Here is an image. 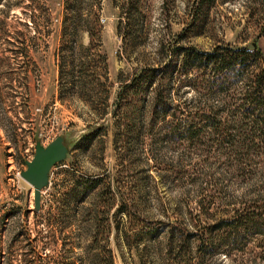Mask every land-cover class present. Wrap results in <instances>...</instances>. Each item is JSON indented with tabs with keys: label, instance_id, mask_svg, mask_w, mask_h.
I'll use <instances>...</instances> for the list:
<instances>
[{
	"label": "rangeland",
	"instance_id": "1",
	"mask_svg": "<svg viewBox=\"0 0 264 264\" xmlns=\"http://www.w3.org/2000/svg\"><path fill=\"white\" fill-rule=\"evenodd\" d=\"M201 3L0 0V264H185L178 243L167 245L170 224L217 244L222 230L209 227L262 193L264 141L222 142L199 116L211 108L228 116L234 87L211 93L175 79L179 116L199 122L193 137L169 132L152 89L123 90L176 46L257 42L264 53V0ZM97 26L91 44L87 29ZM58 135L69 151L52 166L37 210L21 172L36 142ZM145 222L164 225L161 235L143 234ZM192 239L189 264H264L259 234L231 252L220 244L200 263Z\"/></svg>",
	"mask_w": 264,
	"mask_h": 264
},
{
	"label": "trees",
	"instance_id": "2",
	"mask_svg": "<svg viewBox=\"0 0 264 264\" xmlns=\"http://www.w3.org/2000/svg\"><path fill=\"white\" fill-rule=\"evenodd\" d=\"M87 30L90 43L94 44L98 41L100 27ZM253 44V48L227 44L217 45L209 50L195 45L176 46L165 61L156 66L136 70L131 82L125 84L123 90L129 87H134L138 92L152 89L156 112L164 117L165 124L169 125V132L175 136L193 137L199 130L197 128L199 122L193 117L184 119L179 116L183 108L171 97V88L175 79L181 85L204 87L211 93L228 92L234 87L235 106L226 108L227 112H230L228 116L219 115L218 111L211 108L199 114L200 119L208 122L219 132L222 142L235 143L237 140L250 139L254 142L253 145L257 146V143L264 141V53L257 42ZM223 110L225 111V108ZM168 115L172 116V120L167 119ZM257 138L258 141H255ZM87 180L88 190L94 189L100 178ZM123 209L121 206L118 210L123 211ZM163 226L145 222L143 234L157 237L161 235ZM218 227L222 232L217 244H213L205 237L198 236V232L186 229L185 225L170 224L165 230L168 232L167 245L171 248L178 243L179 261L189 264L195 256L192 253L194 236L198 237L199 263L208 252L214 253L220 244L228 245L226 252H231L230 249L237 248V245L243 247L244 241L254 234H259L264 240V186L261 194H257L252 201L245 202L242 207L235 208L232 215L221 220V223L209 227V230ZM129 238L130 236H126L127 241ZM263 242L260 241L259 245ZM105 252L108 255L107 261L111 263L113 261L111 250L107 248Z\"/></svg>",
	"mask_w": 264,
	"mask_h": 264
},
{
	"label": "water",
	"instance_id": "3",
	"mask_svg": "<svg viewBox=\"0 0 264 264\" xmlns=\"http://www.w3.org/2000/svg\"><path fill=\"white\" fill-rule=\"evenodd\" d=\"M69 151L68 144L63 135L56 136L47 145L41 141L36 142V149L31 160H27V168L21 175L34 187V207H41V191L49 182V173L52 166L64 160Z\"/></svg>",
	"mask_w": 264,
	"mask_h": 264
}]
</instances>
